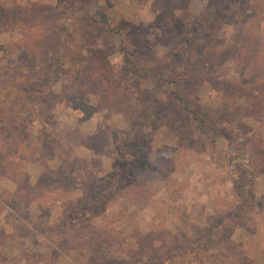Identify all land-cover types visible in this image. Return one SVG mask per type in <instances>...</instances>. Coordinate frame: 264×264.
I'll return each mask as SVG.
<instances>
[{
	"label": "rangeland",
	"instance_id": "374dc122",
	"mask_svg": "<svg viewBox=\"0 0 264 264\" xmlns=\"http://www.w3.org/2000/svg\"><path fill=\"white\" fill-rule=\"evenodd\" d=\"M0 45V264H264V0H0Z\"/></svg>",
	"mask_w": 264,
	"mask_h": 264
},
{
	"label": "trees",
	"instance_id": "16d2710c",
	"mask_svg": "<svg viewBox=\"0 0 264 264\" xmlns=\"http://www.w3.org/2000/svg\"><path fill=\"white\" fill-rule=\"evenodd\" d=\"M216 2H218L219 0H215ZM219 4L217 5V7L216 8H210V9H208L209 10V12H213L214 14H216V13H219L220 12V9H219ZM106 21V20H105ZM0 49H4V47L2 46V45H0Z\"/></svg>",
	"mask_w": 264,
	"mask_h": 264
}]
</instances>
